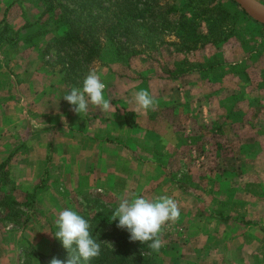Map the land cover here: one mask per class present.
<instances>
[{"label":"crops","instance_id":"1","mask_svg":"<svg viewBox=\"0 0 264 264\" xmlns=\"http://www.w3.org/2000/svg\"><path fill=\"white\" fill-rule=\"evenodd\" d=\"M4 18L5 13L0 12V22ZM23 26V33L13 43L7 40L0 45V165L7 162L2 169L9 171L12 202L22 205L30 219L24 229L0 224V264H14L12 254L15 248L21 250L24 237L40 250L44 244L36 238L41 235L48 241L51 222L56 220L52 211L69 203V197L89 191L129 199L172 196L180 209L173 229L187 239L175 250L204 253L188 264H264V224L254 219L257 211L255 216L251 211L238 216L252 225L232 217L224 221L218 216L221 212L203 213L199 197L185 191L167 173V160L162 155L166 134L158 125L166 124L161 113L171 108L188 129L180 131L179 121L169 120L171 131L190 133L185 137L191 147L196 143L194 129L200 126L228 136L231 129L242 133L243 124L250 122L251 137H262L264 114L256 112L260 102L251 89L235 90L228 76L218 85L211 77L200 76L197 81V75L190 77L194 84L169 82L143 55L133 60L132 69L135 73L152 72L148 80L137 82L102 69L104 95L113 110L103 113L90 105L88 113L80 116L63 99L73 86L43 57L44 38H28L25 33L33 28ZM141 89L154 98V109L138 111L134 102L130 103L133 92ZM126 112L134 114L136 127L127 124ZM47 216L50 222L46 220L44 225L39 219ZM18 238L22 243L17 244ZM180 260L175 262L182 264Z\"/></svg>","mask_w":264,"mask_h":264},{"label":"rangeland","instance_id":"2","mask_svg":"<svg viewBox=\"0 0 264 264\" xmlns=\"http://www.w3.org/2000/svg\"><path fill=\"white\" fill-rule=\"evenodd\" d=\"M258 1L264 5V0ZM176 6L180 11L170 17L174 22V27L165 30L161 28L160 22L153 24L148 21L147 26L142 27L138 33L131 34L134 37L136 34L139 35L131 41L136 47L128 41L129 49L123 50V57L115 60L112 55L107 54L103 59L88 66L84 74L81 75L80 72L77 77L73 76L68 84L71 87L80 88L90 68H95L98 73L102 69H109L137 82L143 79L148 80L147 75H152V72L135 73L132 69L133 60L144 55L149 58L163 79L178 82L180 85L194 84L195 81L190 79L191 75H197V81L200 76L211 77L216 79V85L228 76L235 90L244 91L245 87H248L254 92L253 96H256L261 105L257 107L256 112L264 114V24L254 21L232 0H190V3L189 0H178ZM45 11L44 2L41 0H0V12L5 13L10 27L4 32L3 28L0 31L4 38L13 43L19 34L23 33L20 28L25 22V27L33 28V31H27L25 36L44 38L43 52H45L47 48L49 49L48 44L56 40V37L62 35L64 31V28L56 23L55 17L45 14ZM184 19L194 22L192 28L195 30L196 37L193 36L192 39H198L200 43L208 41L211 43L203 47L198 44L196 49L185 50L183 47L187 45L182 42L184 31L179 26ZM110 26L111 24L103 25L105 29H109ZM113 26L115 28V24ZM121 42H126V40L121 39ZM134 48L140 53L131 55ZM60 55L61 53L54 46L43 57L49 67L61 70ZM152 79L154 78L151 77L150 80ZM161 115L166 121L164 126L158 123L162 134H166V148L162 154L168 164L167 168L165 167L166 171L170 173L176 184L199 197V209L208 214L221 212L233 219L250 211V214L254 215L253 212L257 211L258 216L254 215V219L264 224V136L251 137L249 132H252L250 129L253 125L250 122L243 124L245 126L242 133L231 129L227 131L228 136H221L215 130L209 131L200 126L194 129L193 143L194 141L196 143L191 147L190 139L185 137V134L190 135V133H183L186 128L179 114L171 108H166ZM169 120L171 122L178 120L181 124L179 129L183 132L174 134L167 122ZM192 166H197V168L195 167L194 170ZM8 176V170L0 169V184L2 185H0V224L7 227L8 223H11L14 224L13 229L17 227L24 229L26 222L30 219L27 216L30 213L22 205L13 204V199H11L13 187L7 185V180L10 181ZM223 179L228 182L224 183ZM85 194L105 195L103 201L112 202L116 208L122 198V196L116 197L111 193L98 191L73 195L69 197V203H61L52 211L56 220L64 209L75 211L77 208L86 206L83 199ZM110 196L113 199H109ZM187 205L189 206V203ZM261 215L263 217H259ZM7 216L11 218H5ZM46 220L50 222V217L39 219L44 225ZM56 220L51 222V235L48 241L45 236L43 238L41 235L37 236L36 242L42 241L44 244L41 245L40 250L26 237L23 243L19 238L18 242L16 239L17 244L22 243L23 245L21 250L15 248L12 254L14 264H25L30 257L27 254L31 248L44 255L50 254L53 245L52 228L57 227ZM173 226L171 222L168 223L162 237V247L167 264H177L180 257L182 264H188L191 260L195 261L198 255L202 257L204 253H194L190 249L175 250V248L179 249V246L187 239H184V233H176ZM261 242L264 244V237H261ZM27 263L41 264L33 257Z\"/></svg>","mask_w":264,"mask_h":264},{"label":"trees","instance_id":"3","mask_svg":"<svg viewBox=\"0 0 264 264\" xmlns=\"http://www.w3.org/2000/svg\"><path fill=\"white\" fill-rule=\"evenodd\" d=\"M41 1L44 2L46 8L44 13L54 16L59 27L64 28L62 35L48 44L49 49L47 48L43 52V56L50 48L57 47L61 53L60 60L62 61L59 72L63 74L67 83H70L71 78L77 77L80 72L81 75L84 74L88 66L103 59L107 54H109L108 56L112 55L115 60L123 57V50L129 49L128 41L132 43L133 38L139 37L138 34L135 37L131 34L138 33L142 27L147 26L148 21L153 24L160 22L161 28L165 30L174 27V22L170 17L180 11L176 6L178 0ZM107 24H111V26L115 24V28L110 26L109 29H105L103 25ZM179 26L184 31L182 42L187 45L183 47L185 50L196 49L198 44L203 47L211 43L209 41L200 43L198 39H192L193 36L196 37L195 30L192 28L193 21L184 19L179 23ZM0 29L3 32L10 29L6 17L0 22ZM121 39H125L126 42H121ZM7 40L0 31V45ZM131 45L136 47L133 43ZM135 53L140 52L135 51L134 48L131 55ZM125 115L127 124L130 127H136L137 122L133 120L134 114L126 112ZM6 165L7 162L1 164L0 169L5 168ZM104 198L105 195L85 194L83 199L87 205L75 210L89 221L90 232L101 245L99 258L90 261L81 259L80 264H167L163 247L157 252L150 249L147 243L132 242L126 230L116 227L118 220L113 221L112 219V214L115 211L112 209L116 208V205L103 201ZM111 198L110 196L109 199ZM8 216L5 218L10 219L11 217ZM218 216L224 221L231 220V217L225 216L223 213H218ZM235 220L245 225L253 223L240 217ZM58 230V227L52 228L53 245L50 254L44 255L31 248L27 254L30 257L25 261V264H28L27 262H30L32 257L39 260L41 264H49L53 257L61 260L67 259L68 251L63 247L62 241L54 235Z\"/></svg>","mask_w":264,"mask_h":264},{"label":"clouds","instance_id":"4","mask_svg":"<svg viewBox=\"0 0 264 264\" xmlns=\"http://www.w3.org/2000/svg\"><path fill=\"white\" fill-rule=\"evenodd\" d=\"M106 84L95 68H90L83 80L82 88L73 87L64 96L71 110L78 114H87L89 106L100 109L103 113L113 110L110 99H106L104 90ZM137 110L145 112L155 107V100L148 90L133 92L132 100ZM180 217L178 203L172 196L160 195L152 199L136 196L129 199L121 198L119 206L112 214L113 221L118 220L116 227L126 230L132 242L147 243L154 251H159L163 245V232L168 223H175ZM58 231L54 234L62 241L68 251L66 260L53 257L49 264H80L81 259L90 261L99 258L101 245L90 232V223L82 215L71 209H64L56 220Z\"/></svg>","mask_w":264,"mask_h":264},{"label":"water","instance_id":"5","mask_svg":"<svg viewBox=\"0 0 264 264\" xmlns=\"http://www.w3.org/2000/svg\"><path fill=\"white\" fill-rule=\"evenodd\" d=\"M254 21L264 24V5L258 0H232Z\"/></svg>","mask_w":264,"mask_h":264}]
</instances>
